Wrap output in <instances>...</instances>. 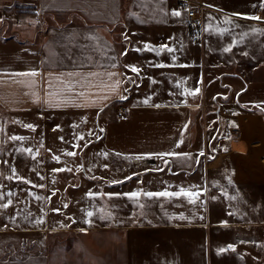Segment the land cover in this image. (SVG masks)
I'll use <instances>...</instances> for the list:
<instances>
[{
	"label": "crops",
	"instance_id": "0c3cea01",
	"mask_svg": "<svg viewBox=\"0 0 264 264\" xmlns=\"http://www.w3.org/2000/svg\"><path fill=\"white\" fill-rule=\"evenodd\" d=\"M202 1L194 42L177 0H0V109L103 118L96 151L54 166L75 172L54 195H94L96 228L67 213L54 232L99 230L111 264H215L236 250L252 264L264 250V216L247 198L264 186V0ZM126 67L140 77L127 97ZM162 191L195 195H143Z\"/></svg>",
	"mask_w": 264,
	"mask_h": 264
},
{
	"label": "rangeland",
	"instance_id": "374dc122",
	"mask_svg": "<svg viewBox=\"0 0 264 264\" xmlns=\"http://www.w3.org/2000/svg\"><path fill=\"white\" fill-rule=\"evenodd\" d=\"M248 62L252 63V60ZM83 117L78 114L20 116L0 109V196H3L0 199V264H111L110 237L107 236L109 241L104 242L105 235H101L99 230H89L86 235L78 232L59 237L54 232L57 228L66 227L67 213L75 217L76 226L79 219L89 223L88 229L96 228L95 209L100 204L95 201L94 195H87L90 191L87 190V196L81 195V199L84 196L88 201L79 200L75 204H69L63 195H54L62 189L59 183L64 178H75L73 171H54L55 165L73 164L66 153L75 148L82 155L76 158H84L86 153L91 154L99 147H94V134L90 133L96 131L99 124L102 127L103 118L95 123L88 116ZM85 120L87 124H84ZM28 124L33 125L34 130L27 128ZM69 131L74 132L77 138L72 148H65L63 146L68 145V140L63 136ZM12 136L24 139L12 140ZM55 157H59V160ZM106 157L104 154L102 161H107ZM115 159L113 161H118ZM87 163L89 166L96 165L93 159H88ZM87 172L89 178L93 179L95 171ZM39 184L44 187H39ZM251 191H247V198L252 202L250 204L260 207L258 209L264 216V186L256 188L254 197ZM8 201H11V205L3 207ZM84 206L87 210H84ZM219 207L221 210L228 206L221 202ZM70 208L74 210H67ZM88 212L93 215L89 217ZM84 246L87 251L83 249ZM233 253H237V256L231 254L230 261L217 257L215 264H245L244 260L238 258L239 251ZM248 257L252 264H264V250L257 253V259H252V255Z\"/></svg>",
	"mask_w": 264,
	"mask_h": 264
},
{
	"label": "snow or ice",
	"instance_id": "6c2138e0",
	"mask_svg": "<svg viewBox=\"0 0 264 264\" xmlns=\"http://www.w3.org/2000/svg\"><path fill=\"white\" fill-rule=\"evenodd\" d=\"M174 16H179L180 13L179 12H174L173 13ZM245 19H253V20H261L262 18L259 17V16H251V17H244ZM164 47H167V46H164ZM167 51L169 52H172L173 49L171 48H167ZM224 51L225 52H230L232 51L231 48H224ZM123 55H127V52H124L122 53ZM245 55H247V53H244ZM160 67H163L164 65H159ZM133 73H137L139 74V69H137L136 67H131L130 69ZM19 75H24V76H36L37 73L35 71L33 72H27V73H20ZM196 92H199V89H196ZM121 99H126V97H121ZM144 103H148L147 100L144 101ZM156 107H160V105H156ZM27 128H30V129H33L34 130V126L31 125V124H28L26 125ZM101 131H103V129H101ZM10 139L12 140H22L24 139L23 137H20V136H12L10 137ZM63 139V138H61ZM80 139H83V137H80ZM28 151L30 152L31 149H28ZM68 156H75L76 153L75 152H68L67 153ZM157 155H160V156H169V155H176L175 153H159ZM201 155H203V153H201ZM138 159L140 157H137ZM56 160H59V157H55ZM66 169H63V168H58V169H54V171H57V172H63L65 171ZM158 170H161L162 169H158ZM67 171H71V169H67ZM127 179H131V177H128ZM25 183H30L28 181H25ZM39 187H44L43 185H38ZM9 195H12V193H9ZM89 196H92L93 194L92 193H89L88 194ZM125 195H128L129 198H138L141 193L140 192H132L130 194H125ZM143 195L147 196V197H171V196H180V195H184V196H194L195 194L194 193H190V192H177V193H172V192H168V191H162V192H145L143 193ZM3 196H0V199H2ZM193 203L195 202L194 200L192 201ZM11 205V201H8V203L4 204L3 207L7 208ZM64 207H67V205H64ZM54 211H57L59 212L60 210L59 209H54ZM87 215L89 217H91L93 215L92 212H88ZM230 248L232 247L231 245L229 246ZM223 251V249L221 250Z\"/></svg>",
	"mask_w": 264,
	"mask_h": 264
},
{
	"label": "built area",
	"instance_id": "2783aa9c",
	"mask_svg": "<svg viewBox=\"0 0 264 264\" xmlns=\"http://www.w3.org/2000/svg\"><path fill=\"white\" fill-rule=\"evenodd\" d=\"M179 7L186 13V18L190 28L194 30L192 39L200 42L203 37L204 9L206 8L202 0H177Z\"/></svg>",
	"mask_w": 264,
	"mask_h": 264
},
{
	"label": "trees",
	"instance_id": "16d2710c",
	"mask_svg": "<svg viewBox=\"0 0 264 264\" xmlns=\"http://www.w3.org/2000/svg\"><path fill=\"white\" fill-rule=\"evenodd\" d=\"M140 83L138 74L133 73L130 68L126 67V82H125V96L129 94L130 90Z\"/></svg>",
	"mask_w": 264,
	"mask_h": 264
}]
</instances>
